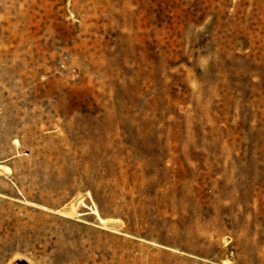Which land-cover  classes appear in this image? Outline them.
<instances>
[{"label": "rangeland", "instance_id": "374dc122", "mask_svg": "<svg viewBox=\"0 0 264 264\" xmlns=\"http://www.w3.org/2000/svg\"><path fill=\"white\" fill-rule=\"evenodd\" d=\"M0 264H264V0H0Z\"/></svg>", "mask_w": 264, "mask_h": 264}]
</instances>
